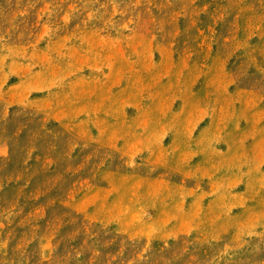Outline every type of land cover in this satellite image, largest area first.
I'll list each match as a JSON object with an SVG mask.
<instances>
[{
	"label": "rangeland",
	"instance_id": "rangeland-1",
	"mask_svg": "<svg viewBox=\"0 0 264 264\" xmlns=\"http://www.w3.org/2000/svg\"><path fill=\"white\" fill-rule=\"evenodd\" d=\"M0 264H264V0H0Z\"/></svg>",
	"mask_w": 264,
	"mask_h": 264
}]
</instances>
